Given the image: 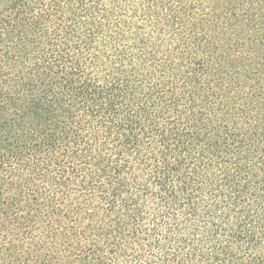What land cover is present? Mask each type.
<instances>
[{
    "label": "trees",
    "instance_id": "1",
    "mask_svg": "<svg viewBox=\"0 0 264 264\" xmlns=\"http://www.w3.org/2000/svg\"><path fill=\"white\" fill-rule=\"evenodd\" d=\"M0 264H264V0H0Z\"/></svg>",
    "mask_w": 264,
    "mask_h": 264
}]
</instances>
